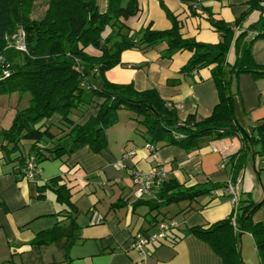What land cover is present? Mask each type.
Returning <instances> with one entry per match:
<instances>
[{
  "label": "crops",
  "instance_id": "1",
  "mask_svg": "<svg viewBox=\"0 0 264 264\" xmlns=\"http://www.w3.org/2000/svg\"><path fill=\"white\" fill-rule=\"evenodd\" d=\"M128 1L123 0L122 4ZM137 1V14L121 20L127 27L134 31L147 26L168 29L172 23L167 12H171L180 21L185 37L209 43L221 39L220 32L210 22L211 16L234 22L250 6L246 0ZM98 2L101 10L106 11L108 0ZM257 11L247 14L243 29L260 19L259 11L258 20L250 22ZM254 37L255 32L250 31L245 39L250 42ZM167 48L164 42L124 50L121 62L106 72V78L115 83H132L137 90L158 89L168 103L177 107L183 120L190 114L199 118L210 116L220 100L211 67L183 71L192 52L182 50L169 57ZM232 51L236 58L235 44L228 54L231 63L235 61V58L231 60ZM251 51L254 62L264 66V37L252 42ZM232 90L239 125L250 135L257 134V121L264 117V77L240 73L233 80ZM102 101L96 98L92 105L76 110L75 122H88L97 114ZM140 120L131 110L121 109L118 121L107 130V148L96 152L85 145L61 158H49L38 164L41 172L36 179L16 172L18 158L29 153V143L10 156L0 143V264H223L221 256L207 241L188 231L231 216L235 204L228 192L219 190L193 201L174 203L159 212L152 210L150 203L137 204L139 198L150 197L139 196V187L129 170L148 173L163 167L183 187L225 183L231 177V168L229 163L221 166L223 156L228 158L241 149L244 145L241 136L209 140L193 149L174 143H155L157 158H154L146 147L150 141ZM48 123L57 137L69 130L57 113ZM261 146L259 142L249 148L239 177L240 198H252L255 202L264 200ZM57 176L63 177L60 183L71 188L72 205L59 201L51 188L45 189V197H39L41 186ZM95 212L103 217L99 223L94 222ZM163 221L178 224L173 243L149 244L144 255L133 248L137 233L155 232ZM253 221L264 223V204L254 212ZM57 224L65 233L61 239L48 244L34 243L40 231ZM240 243L244 262L261 264L250 232H243Z\"/></svg>",
  "mask_w": 264,
  "mask_h": 264
},
{
  "label": "trees",
  "instance_id": "2",
  "mask_svg": "<svg viewBox=\"0 0 264 264\" xmlns=\"http://www.w3.org/2000/svg\"><path fill=\"white\" fill-rule=\"evenodd\" d=\"M246 2L249 9L234 22L210 17L221 39L218 43H209L185 37L180 21L171 12H167L172 23L168 29L147 26L134 31L127 27L121 20L137 14V0H129L126 5L122 4L123 0H108L106 11L101 10L98 0H50L40 18L32 16L35 0H0V94L16 90L32 93L30 105L18 111L12 125L0 133L1 149L7 156L29 143V153L18 158L16 172L24 175L21 169L30 156L39 164L71 154L85 145L101 152L108 147V128L118 121L119 111L126 108L141 117L140 123L146 128L149 143L153 144L167 142L193 149L209 140L240 135L244 145L225 161L231 168L229 181L237 183L249 148L260 142V152L264 155V117L257 121V134L250 135L237 121L232 90L233 80L240 73L251 72L257 78L264 77V66L254 62L251 51L252 42L264 37V0ZM252 10L260 11V19L243 29V21ZM109 26L112 29L104 37ZM250 31L255 32V37L247 42L245 38ZM21 33L26 50L15 47ZM164 42L168 45L169 57L182 50L192 52L183 71L211 67L220 100L210 116L199 118L190 114L183 120L176 106L168 103L158 89L137 90L132 83H115L106 78V72L121 62L124 50ZM233 44L236 58L231 63L228 54ZM90 46L98 52H88ZM7 70L10 74L6 76ZM96 98L103 99L97 114L85 124L76 123L71 117L73 111L92 105ZM55 113L69 128L59 137L48 123ZM61 180L63 177L57 176L42 185L39 197H45V189L51 188L59 201L72 205L71 188L67 183H60ZM229 181L183 187L169 177L153 187L148 200L139 198L137 204L150 203L152 210L160 212L171 204L226 190ZM263 204L264 200L240 198L231 216L207 227H193L188 232L207 241L221 256L223 264H246L240 238L248 231L255 240L260 263L264 264V223L253 221L254 212ZM176 229L170 230L169 242L155 244L173 243L177 239ZM64 235L57 224L40 231L34 243L48 244Z\"/></svg>",
  "mask_w": 264,
  "mask_h": 264
},
{
  "label": "built area",
  "instance_id": "3",
  "mask_svg": "<svg viewBox=\"0 0 264 264\" xmlns=\"http://www.w3.org/2000/svg\"><path fill=\"white\" fill-rule=\"evenodd\" d=\"M15 47L20 50H26V44L24 40V34L21 33L18 36V40L15 44ZM9 71H5V75H9ZM177 108V107H176ZM146 147L152 152V155L154 158H157V148L153 143H147ZM227 160V156H223V163L221 166H225V161ZM123 160H121L122 162ZM21 172H23L24 177L32 179L36 177L38 174L40 175V168L38 166V163L34 156H30L26 160V166L25 168L21 169ZM129 173L133 176L134 181L136 184L139 185V196L143 195H152L153 187L159 184L160 182H163L167 179H169L170 174L169 172L164 169L163 167L157 168L152 170L151 172L145 173L136 169H130ZM239 180L237 183H232L229 181V185L227 187V192L231 195L230 199L231 201L236 205H238L240 196H239ZM103 220L102 215L95 212L94 213V222H101ZM178 224L175 221L171 222H161L159 224V228L155 232L151 233H137L135 235V241L133 243V248L137 249L142 255L145 254V248L149 244H155V243H163V242H169L168 234L172 228L177 227Z\"/></svg>",
  "mask_w": 264,
  "mask_h": 264
},
{
  "label": "rangeland",
  "instance_id": "4",
  "mask_svg": "<svg viewBox=\"0 0 264 264\" xmlns=\"http://www.w3.org/2000/svg\"><path fill=\"white\" fill-rule=\"evenodd\" d=\"M50 0H35V9L33 12L34 18H40L44 15L48 8ZM259 11L255 12L254 16L251 18L250 22H255L258 20ZM111 26L107 27L104 32V37L108 32L111 31ZM87 51L90 53H97L94 47H88ZM234 51L231 53V60H234ZM32 93L30 91H12L0 94V133L3 129L9 128L18 111L28 107L31 103ZM77 109L72 113V118H76ZM138 185V184H137ZM139 187V185H138Z\"/></svg>",
  "mask_w": 264,
  "mask_h": 264
}]
</instances>
